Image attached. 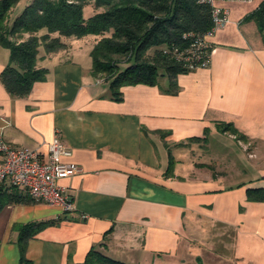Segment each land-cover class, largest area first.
I'll return each instance as SVG.
<instances>
[{"label": "crops", "instance_id": "obj_1", "mask_svg": "<svg viewBox=\"0 0 264 264\" xmlns=\"http://www.w3.org/2000/svg\"><path fill=\"white\" fill-rule=\"evenodd\" d=\"M258 6L226 5L231 23L208 39V66L179 75L174 94L163 76L113 100L92 74L94 36L43 49L37 65L48 75L27 97L0 82L5 141L48 160L60 132L71 152L63 162L80 168L60 182L76 206L70 213L0 190V264H84L93 248L126 264H264V201L248 198L264 189V38L246 20ZM9 56L0 51V75ZM31 223L46 224L23 260L18 227Z\"/></svg>", "mask_w": 264, "mask_h": 264}, {"label": "trees", "instance_id": "obj_2", "mask_svg": "<svg viewBox=\"0 0 264 264\" xmlns=\"http://www.w3.org/2000/svg\"><path fill=\"white\" fill-rule=\"evenodd\" d=\"M20 2L0 0V46L10 52L0 82L17 98L27 97L37 82L47 78L48 70L37 65L41 49L53 54L66 49L63 38L87 36L96 38L91 51L92 74L106 79L113 100L123 99V87L156 86L163 76L169 79V92L174 94L178 76L194 71L179 54L187 56L198 38L213 28L210 6L198 0H30L11 22L10 16ZM87 6L96 10L88 17L84 14ZM246 20L254 21L264 38V0ZM200 50L208 60L210 47ZM194 62L195 66L202 64ZM218 127L238 140L245 139L233 123L219 122ZM175 165L170 153L167 177L172 176ZM248 198L264 201V189L248 190ZM45 224L18 227L23 260L27 240ZM84 264L126 263L93 248Z\"/></svg>", "mask_w": 264, "mask_h": 264}, {"label": "built area", "instance_id": "obj_3", "mask_svg": "<svg viewBox=\"0 0 264 264\" xmlns=\"http://www.w3.org/2000/svg\"><path fill=\"white\" fill-rule=\"evenodd\" d=\"M256 0H198L201 5L211 8L213 28L204 37L198 38L188 50V55L179 54L189 64L191 70L206 68L209 59L203 57L200 49L209 48L208 39L231 23L227 4H254ZM195 60L202 64L195 66ZM48 160L37 151L10 145L0 134V190L18 189L35 203H43L58 208L65 213L76 209L74 201L67 196L66 188L60 182L80 172L76 164H67L63 158L71 155L65 146L60 132H57L48 145Z\"/></svg>", "mask_w": 264, "mask_h": 264}, {"label": "rangeland", "instance_id": "obj_4", "mask_svg": "<svg viewBox=\"0 0 264 264\" xmlns=\"http://www.w3.org/2000/svg\"><path fill=\"white\" fill-rule=\"evenodd\" d=\"M260 1L261 0H256L255 1V3L254 4H251L250 5V7H257L258 5H259V3H260ZM231 5V4H230ZM237 7V6H236ZM19 10V9H18ZM18 10L16 9V11L15 10H13V12H12V14H11V19L15 16V13L16 12H18ZM93 12H96V10L94 9V6H87L86 7V9H85V11H84V14H85V16H89L90 14H92ZM0 51H3L4 53H8V50H6V49H4V48H2L1 46H0ZM41 51H43V49H41ZM154 53V50H152V51H150V54H153ZM126 67V65H122V68H125ZM173 154V153H172ZM212 167V166H211ZM213 169H215L214 167H212Z\"/></svg>", "mask_w": 264, "mask_h": 264}]
</instances>
